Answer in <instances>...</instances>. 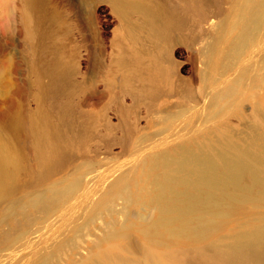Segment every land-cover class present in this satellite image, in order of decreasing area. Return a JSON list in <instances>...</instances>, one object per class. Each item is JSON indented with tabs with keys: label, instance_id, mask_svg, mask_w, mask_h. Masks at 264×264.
<instances>
[{
	"label": "rangeland",
	"instance_id": "rangeland-1",
	"mask_svg": "<svg viewBox=\"0 0 264 264\" xmlns=\"http://www.w3.org/2000/svg\"><path fill=\"white\" fill-rule=\"evenodd\" d=\"M57 1L58 34L28 39L14 14L0 38V136L20 166L13 193L0 200V236L31 199L66 193L0 246V264H94L106 249L142 264L155 220L166 210L178 215L177 193L207 195L224 208L203 212L205 236L162 243L169 258L264 264V246L226 261L236 241L264 224V7L243 51L225 65L240 0H134L160 5L177 22L158 38L130 34L139 15L122 19L109 0ZM50 44L60 51L50 54ZM56 56L65 70L51 78L45 63ZM45 124L63 161L41 176ZM237 156L254 172L239 190L219 181ZM207 163L221 169L205 170ZM120 176L124 192L115 194L109 186Z\"/></svg>",
	"mask_w": 264,
	"mask_h": 264
},
{
	"label": "bare ground",
	"instance_id": "bare-ground-1",
	"mask_svg": "<svg viewBox=\"0 0 264 264\" xmlns=\"http://www.w3.org/2000/svg\"><path fill=\"white\" fill-rule=\"evenodd\" d=\"M109 2L113 11L119 14L122 19L129 20L131 16L139 15L133 22L129 23L128 31L132 35H137L142 32L150 38L165 37L177 26V22L169 18L172 15L163 10L160 5H152L134 0H109ZM263 7L264 0H240L237 8V17L227 31V49L222 53L223 64L230 63L233 58L243 51L248 39H250L253 26L261 19ZM14 14L18 18L22 30L26 31L25 35L28 39L32 40L36 37L39 40L43 39L44 34H58L59 32L58 21L62 13L60 3L57 0H0L1 39L6 32H11L12 26L10 23L13 21ZM41 26H44L42 30H40ZM3 43L4 45H9L10 39H4ZM38 43L41 45L40 41ZM1 47L0 41V49ZM46 48L52 54L59 52L61 45L50 44ZM64 70L59 56L53 57L45 63L44 73H50L48 76L50 75L51 78L62 75ZM232 91L229 90L228 94H232ZM13 126L19 129V131H24L26 128L24 121L19 118L13 120ZM55 134V130L50 125H44L40 144L42 145L41 176L53 172L62 164V153L56 144ZM240 154L245 156L246 152ZM242 161V158L237 156L223 164V178L219 181L233 184L238 190L242 188L244 174L248 173L254 176V172H248L247 167ZM153 162H159L160 164L163 162V159L157 157L153 159ZM208 163L206 164L205 170L208 168L214 171L221 169L219 165L212 166ZM19 173L20 166L18 159L11 154L8 144L0 136V200L8 198L13 193ZM207 174L206 171H201L200 179L211 180ZM122 181L123 177L121 178L120 176L114 179L109 186L115 194L124 192V189L121 188ZM65 193L66 189H62L46 196H37L20 207L21 219L18 221L12 220L11 229L0 236V246L12 240L14 234L27 225L32 213L47 212ZM192 198V195L177 193L173 197L172 202L174 210L178 211V215L169 217V213H165L166 210L164 211L165 214L162 213L155 220L154 228L149 232V242L145 245L142 264H178L175 260L169 258L167 253L160 248V245L169 239H179L181 242L187 243L207 234L208 225L207 221L204 220L203 212L206 210L210 212L216 210L219 212V210L224 208V205L221 200H211L207 195ZM262 246H264V224L256 225L251 232L236 241L230 248V255L228 253L226 261L231 263L241 258H251L253 254H258ZM94 264L125 263L114 249H106L97 255V262Z\"/></svg>",
	"mask_w": 264,
	"mask_h": 264
}]
</instances>
